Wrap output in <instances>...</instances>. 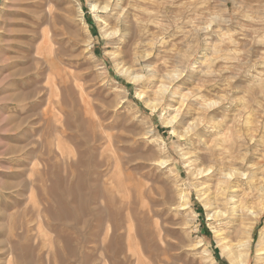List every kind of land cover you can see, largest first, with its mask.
I'll return each mask as SVG.
<instances>
[{"label": "rangeland", "instance_id": "374dc122", "mask_svg": "<svg viewBox=\"0 0 264 264\" xmlns=\"http://www.w3.org/2000/svg\"><path fill=\"white\" fill-rule=\"evenodd\" d=\"M263 185L264 0H0V264H264Z\"/></svg>", "mask_w": 264, "mask_h": 264}, {"label": "bare ground", "instance_id": "6f19581e", "mask_svg": "<svg viewBox=\"0 0 264 264\" xmlns=\"http://www.w3.org/2000/svg\"><path fill=\"white\" fill-rule=\"evenodd\" d=\"M93 9H95V6H93ZM94 12V11H93ZM97 14V13H96ZM111 32H113V31H111ZM114 34H115V32H114ZM105 35H107V34H105ZM123 72H126V70H124ZM133 78L134 79H137L138 78V76H133ZM140 79V78H139ZM133 80V79H132ZM165 88V87H164ZM162 92V91H161ZM166 92V90L164 89V91L162 92V93H165ZM159 93V92H158ZM162 96V95H161ZM227 130H228V128H227ZM229 131V130H228ZM229 133H230V131H229ZM230 135V134H229ZM232 137V136H231ZM228 139V138H227ZM231 141H233V140H231ZM233 143V142H232ZM235 144V143H234ZM214 162V161H213ZM215 163V162H214ZM219 165V164H218ZM209 169V168H208ZM219 170H220V172H221V180H219V183H228V182H230V180H231V178H232V176L235 174V171L234 170H230L229 172H227V173H225L224 172V168H222L221 169V167H219ZM198 171V170H197ZM207 171V170H206ZM203 173V171H200V174H202ZM197 174V173H196ZM212 178V177H211ZM218 182V181H217ZM264 186V185H263ZM231 187V186H230ZM259 188V187H258ZM261 189V188H260ZM223 191H224V189H222ZM229 190V189H228ZM226 192V191H225ZM260 192V191H259ZM260 194V193H259ZM264 194V193H263ZM258 196V195H257ZM261 198V197H260ZM262 199V198H261ZM259 202V201H258ZM262 203H263V200H262ZM261 203V204H262ZM247 205V204H246ZM255 206H257V205H255ZM263 206V205H262ZM246 209H247V207H245ZM252 208V207H251ZM250 208V209H251ZM263 208H264V206H263ZM263 208H262V211H263ZM248 210V211H250L251 212V210ZM253 209V208H252ZM259 210H261V209H259ZM252 211H254V210H252ZM255 212V211H254ZM257 212H259V211H257ZM261 212V211H260ZM216 213V212H215ZM218 213V212H217ZM249 214H251V213H249ZM256 215V214H255ZM255 215H253V212H252V214H251V216H255ZM250 216V215H249ZM250 216V217H251ZM243 218H244V216H243ZM252 220V219H251ZM244 222V221H243ZM248 226V225H247ZM246 226V227H247ZM252 226V225H251ZM248 228V227H247ZM245 231V230H244ZM239 232V231H238ZM241 234H242V232H241ZM237 236H238V234H237ZM247 236H248V234H247ZM241 237V236H240ZM237 241V240H236ZM239 241H240V239H239ZM249 243H250V239H249V237L247 238V239H245L244 241H242V242H240V244L239 245H237V249H238V251H237V253H235V252H233V251H229L228 249V253H229V256L231 257L230 259L232 260V263H234V262H237L238 264H244V261H245V259H246V257H247V255H249V254H247V252L249 251L248 250V247H249ZM233 244V243H232ZM236 250V249H235ZM228 257V256H227ZM234 261V262H233Z\"/></svg>", "mask_w": 264, "mask_h": 264}]
</instances>
